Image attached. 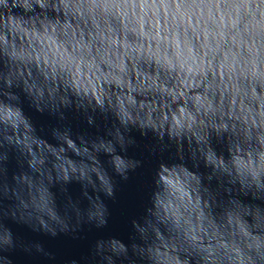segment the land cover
<instances>
[{"label":"clouds","instance_id":"9594fccd","mask_svg":"<svg viewBox=\"0 0 264 264\" xmlns=\"http://www.w3.org/2000/svg\"><path fill=\"white\" fill-rule=\"evenodd\" d=\"M0 264H264V0H0Z\"/></svg>","mask_w":264,"mask_h":264},{"label":"water","instance_id":"95a60500","mask_svg":"<svg viewBox=\"0 0 264 264\" xmlns=\"http://www.w3.org/2000/svg\"><path fill=\"white\" fill-rule=\"evenodd\" d=\"M128 190H129V187H126V188H125V193H126Z\"/></svg>","mask_w":264,"mask_h":264}]
</instances>
